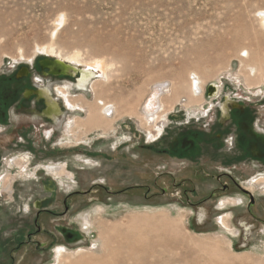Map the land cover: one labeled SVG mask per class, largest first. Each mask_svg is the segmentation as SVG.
Returning a JSON list of instances; mask_svg holds the SVG:
<instances>
[{"label": "rangeland", "instance_id": "374dc122", "mask_svg": "<svg viewBox=\"0 0 264 264\" xmlns=\"http://www.w3.org/2000/svg\"><path fill=\"white\" fill-rule=\"evenodd\" d=\"M263 10L264 0H0V88L17 96L10 117L0 120V264L101 258L118 244L108 236L112 224L153 213L178 221L190 247L149 259L140 252L132 263L127 251L128 264H264V164L252 162L255 172L241 176L240 166H221L210 155L196 162L156 157L162 141L219 124L230 130L224 145L231 148L234 125L220 119L227 97L253 111L247 132L257 136L251 145L260 151ZM246 47L263 58L252 71L240 54ZM195 48L208 64L183 70L182 60L193 61ZM57 56L81 67L103 61L110 84L95 78L89 91H77L68 85L74 79L38 76V61ZM24 68L29 78L3 80ZM193 69L207 77L200 82L204 90L220 87L217 99L174 95L178 79L189 86ZM38 79L62 105L58 126L23 113L30 102L20 94L38 87ZM157 81L170 89L159 118L150 121L141 109ZM97 89L116 109L111 119L101 114ZM89 114L98 119L92 129ZM224 171L236 173L251 194L217 176ZM138 245L147 248V242ZM113 257L115 264L119 257Z\"/></svg>", "mask_w": 264, "mask_h": 264}, {"label": "bare ground", "instance_id": "6f19581e", "mask_svg": "<svg viewBox=\"0 0 264 264\" xmlns=\"http://www.w3.org/2000/svg\"><path fill=\"white\" fill-rule=\"evenodd\" d=\"M258 16H259L258 19H260V25L264 30V10L260 11L258 13ZM195 51H196V54H195V58L193 61H190L191 57H189V60L188 58L185 60H182L181 67H183V70H184V67L185 69L187 67L196 68L197 66H199L200 68L202 67V65L200 66V64H205V63L208 64V61L205 63L203 62V58L205 59V54L204 55L202 54L204 52L202 51V54H201L200 53L201 50H197V48H195L192 52L195 53ZM250 51L251 50L248 49V47H246L240 50V54L247 55V58L250 59V70L252 71L254 69V66H256V64L260 66L263 58L258 54V52L254 54L255 51L253 53H250ZM57 57H58L57 59H59L58 62H53L50 60L45 61V63L55 73H59L62 71L70 72L71 65L76 64V62L74 61L68 62L67 60L59 56ZM68 64H70V66ZM84 68L85 69L82 71L81 78L78 80L77 84H75L77 91H87V89L89 91V89L92 88L93 81L95 80V78H102L101 79L102 85L106 86L110 84L109 74L106 72V68L103 64V61L95 60L94 62L90 64H84ZM193 74H196L197 76H193L191 79L190 76ZM181 75H183V73H180V75L178 76L180 79H182ZM203 75L199 73L198 69L196 70L193 69L192 71H190L188 73V78H187L188 79L187 83L189 84L188 87L186 85H181L182 82H180L178 79V83H180V85H178V87L174 89V95L181 96L183 94H187V95L190 94L191 96L192 95L197 96L200 94L199 92H201V90H203L204 92V88H202L204 86L200 85V82L201 81L205 82V79L207 77L205 76L204 78ZM184 82L185 81H183L182 84H184ZM153 85H154L153 86L154 88L151 91L150 97L147 99L146 102L144 101V103L142 104V109H141L144 117L148 118V120L150 121L154 119L153 117L156 116V114H158L156 117L159 118L160 116L159 113L163 108V105H162L163 97L166 94H168L169 89H170V83L167 81H157ZM183 86L186 88H184ZM42 88L43 90L46 91L47 94L49 93L50 88L48 86H42ZM211 90H213V88H211ZM98 93H99V90L97 89L96 95L101 94V92L99 94ZM201 96H203L204 98V94H201ZM64 97L67 99L66 95H64ZM96 97H97L96 103H99L102 105L101 114L105 118L111 119L114 116V112H116L114 105L110 103H104L103 98H100V95ZM97 121L98 119H96V117H94L92 114H89L88 122H86V124L88 125L90 129H92L93 127L98 126ZM60 123L61 121L58 122V125H60ZM169 217L170 215H168L167 213L139 214L137 216H132L130 220L128 221V223L126 225L124 224V226L116 224V223L112 224L109 230L110 234L108 232V236L111 238V240L118 241L116 248L111 246L109 249H106V253L104 254L105 256H102L101 258L90 257L89 255H88L89 256L88 258L86 255H83L79 258V260L76 259V261H73L70 264H113L111 261L113 255L115 256L117 255L119 257V259L117 257L118 261L113 259L116 261V262L114 261L115 264H128L126 257L130 255L129 256L131 259L130 263H132V260L135 261L136 258H138V253L140 252L144 253V251H145V258L149 259L150 256L152 255L155 256V253L159 254L158 256H162L166 253H173L174 249L176 251L177 246H182L184 250L185 248L186 250H188V247H190L189 240L186 236H184L179 231L178 225L180 223L178 221H173L169 219ZM86 221H89V218H86ZM141 241L147 242V248L143 246L142 248H139V246L141 245H138V243H140ZM127 251L129 255L128 254L126 255ZM113 258H116V257H113ZM134 264H137V263H134ZM141 264H147V263H141Z\"/></svg>", "mask_w": 264, "mask_h": 264}, {"label": "flooded vegetation", "instance_id": "af4514ba", "mask_svg": "<svg viewBox=\"0 0 264 264\" xmlns=\"http://www.w3.org/2000/svg\"><path fill=\"white\" fill-rule=\"evenodd\" d=\"M37 72L38 76L54 79V77L49 76L47 72L41 69L39 63ZM30 75L31 71H29L28 68H24L23 71L19 70L16 72L12 78H4L3 80L18 81L20 79L29 78ZM67 79L68 82L72 81V78ZM1 81L2 80H0V82ZM75 82L76 81H72L70 84L68 83V85L76 89ZM36 83L39 84L38 87H26L25 91H22L20 94V98L23 102H30V107L25 108L23 113L33 116L38 120L49 121L54 126H58V122H60L62 117L65 116L59 99L55 98L51 90H49L48 94L45 90H43L42 86L46 85L42 84L40 79H38ZM212 88L213 90H211V96H209L208 89L204 90V92L201 90L199 95L201 96V94H204V98L208 97L212 100L217 99L220 96V87L217 84H213ZM16 99L17 96L15 92H5L0 88V120L3 119L2 117H10V110L17 101ZM224 102L225 101L221 103L222 109L220 110V119H222V117H226L224 118L226 120L225 123L230 122V125H234V141L231 144V148L226 149L224 145V143H228V140L225 142L224 138L226 133H228L230 130L228 128L226 130L222 128L225 124H219V127L214 126L209 130L204 131L186 129V137H181L180 135L176 137L175 141H162L159 144L160 147H158V155L156 157L160 158V155H166L173 159H184L191 162H196L198 159H200V157L204 155H210L212 159L215 160V163L220 164L221 166H229L233 162V164L240 166L238 171L241 173V176H251V173L255 172V167L252 168V162L258 161L259 163L264 164V151L261 150V148L264 150V141L260 140L261 143L258 145V149L260 148V151H257V149L254 151L252 149L251 143L254 138V140L257 139V136L252 137L249 132H247L252 127L251 124L255 115L253 114V111L247 106H242L240 103L235 104V102L231 101L230 97H227L226 102ZM38 104L41 105L40 109H38ZM161 132L162 131L158 133V137ZM158 137L154 136L152 140L156 141ZM213 141L214 143H212ZM217 176H227L243 191L251 194L250 191L241 187L240 184L235 181L233 176H237L236 173L233 174L232 172L224 171ZM251 184H253V182ZM246 230L248 231L250 228H247Z\"/></svg>", "mask_w": 264, "mask_h": 264}, {"label": "water", "instance_id": "95a60500", "mask_svg": "<svg viewBox=\"0 0 264 264\" xmlns=\"http://www.w3.org/2000/svg\"><path fill=\"white\" fill-rule=\"evenodd\" d=\"M46 60H50V61H53V62H58L59 59H51L49 57H45V58H42L38 61L41 69L45 72H47V74L51 77H60V78H72L74 79L75 84H77L78 80L81 78L82 76V71L85 69L84 67H81V66H75V65H71V71L70 72H59V73H55L51 70V68L45 63ZM70 66V64H68ZM211 88H212V84L208 87V93H209V96H211ZM251 198H252V201H254V198L253 196L251 195Z\"/></svg>", "mask_w": 264, "mask_h": 264}]
</instances>
